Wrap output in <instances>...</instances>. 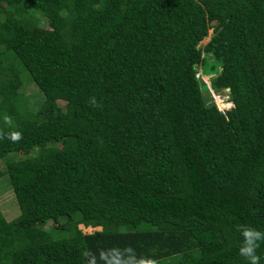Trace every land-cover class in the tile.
I'll return each mask as SVG.
<instances>
[{
  "label": "trees",
  "instance_id": "trees-1",
  "mask_svg": "<svg viewBox=\"0 0 264 264\" xmlns=\"http://www.w3.org/2000/svg\"><path fill=\"white\" fill-rule=\"evenodd\" d=\"M2 181L19 208L0 209V264H248L241 227L264 232V0H0Z\"/></svg>",
  "mask_w": 264,
  "mask_h": 264
},
{
  "label": "rangeland",
  "instance_id": "rangeland-1",
  "mask_svg": "<svg viewBox=\"0 0 264 264\" xmlns=\"http://www.w3.org/2000/svg\"><path fill=\"white\" fill-rule=\"evenodd\" d=\"M43 24H47L46 20H44ZM215 24V23H214ZM40 28L35 30L34 36L38 37L40 34ZM210 35L201 43V47H204L211 39V37L214 35V30H210ZM204 81L206 83H210V77L204 76ZM23 93L26 98L30 101V104L32 108H37L40 103H42L43 95L40 94L37 87L29 81H26L24 83L23 87ZM213 98L215 103L217 104L220 111L226 112L227 110L231 109L233 107V104L230 102V93L228 90H225L221 93H215L213 94ZM62 105H65L64 102H60ZM21 156H24V154H21ZM2 168H4L5 164H2ZM16 200L15 195L13 194V191L11 189V186L8 181H2L0 182V209L5 212L9 213V215H6L8 217V220H13L15 218L17 212H16ZM19 211V209H18ZM50 228L53 227V229L61 230V231H68L69 227L68 225L62 224V225H55L54 223L49 226ZM80 229L84 232V234H94L97 231H100L101 228H89L86 229L84 225L80 226Z\"/></svg>",
  "mask_w": 264,
  "mask_h": 264
},
{
  "label": "clouds",
  "instance_id": "clouds-1",
  "mask_svg": "<svg viewBox=\"0 0 264 264\" xmlns=\"http://www.w3.org/2000/svg\"><path fill=\"white\" fill-rule=\"evenodd\" d=\"M13 139H18V134L13 135ZM243 241L239 249L241 256L245 257L248 264H259L260 256L256 254V249L259 247L260 241H264V232L249 228L241 227ZM88 255V253H85ZM89 264H95V258L89 261ZM139 264H154L151 260H139Z\"/></svg>",
  "mask_w": 264,
  "mask_h": 264
},
{
  "label": "bare ground",
  "instance_id": "bare-ground-1",
  "mask_svg": "<svg viewBox=\"0 0 264 264\" xmlns=\"http://www.w3.org/2000/svg\"><path fill=\"white\" fill-rule=\"evenodd\" d=\"M89 228H92V227H89ZM89 228H86V229H89ZM101 228V227H100Z\"/></svg>",
  "mask_w": 264,
  "mask_h": 264
}]
</instances>
